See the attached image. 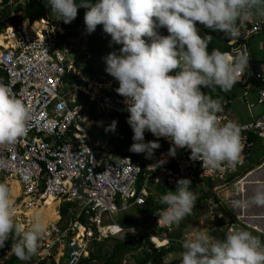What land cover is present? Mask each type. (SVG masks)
I'll return each instance as SVG.
<instances>
[{"label": "clouds", "instance_id": "9594fccd", "mask_svg": "<svg viewBox=\"0 0 264 264\" xmlns=\"http://www.w3.org/2000/svg\"><path fill=\"white\" fill-rule=\"evenodd\" d=\"M58 21L70 24L80 8L86 9L84 23L91 34L98 25L110 35L119 52L104 57L105 71L119 82L116 92L125 98L127 123L134 135L129 151L152 158L160 147L145 142V131L166 138L176 149H190V158L204 169H235L242 163L243 127L235 121H222V99L210 94L215 89L228 92L248 69L246 47L233 52L212 48L211 36L199 34L197 24L210 32L222 33L228 40L239 39L242 27L264 19V0H44ZM166 28L168 35L159 33ZM202 89L209 91L205 92ZM29 109L0 83V145L13 144L28 131ZM117 121L108 129L115 131ZM153 170L155 165L150 166ZM159 182V180H157ZM191 181H176V190L160 197L165 205L158 223L178 224L192 214L196 194ZM264 206V188L250 200H236L234 207ZM10 188L0 182V249L11 240L10 251L28 261L37 254L39 241L47 229L39 213L28 227L16 222ZM180 264H264V242L252 232L229 226L223 239L194 228L182 241ZM73 257V261H75Z\"/></svg>", "mask_w": 264, "mask_h": 264}, {"label": "built area", "instance_id": "2783aa9c", "mask_svg": "<svg viewBox=\"0 0 264 264\" xmlns=\"http://www.w3.org/2000/svg\"><path fill=\"white\" fill-rule=\"evenodd\" d=\"M3 5L0 0V15ZM19 16L11 11L9 17ZM33 22L25 19L0 29V83L8 85L29 109L26 135L13 144L0 145V179L18 184L20 205L28 210L41 207L48 198L79 207L77 215L63 222L58 216L45 225L47 233L34 255L37 263L60 264L63 260V264H82L94 245L125 231L114 216L145 206L156 186L176 188V181L186 178L194 189L213 184L217 190L240 181L252 148L257 141L264 142V111L258 115L251 112L256 107L264 108V56L255 63L249 44L251 37L264 32V19L248 22L242 27L239 39L227 42V52L234 53L244 46L250 60L237 83L241 87L240 95L224 101L223 111L218 114L222 121L232 120L243 127L242 163L234 170L222 171L204 169L201 161L190 158L187 148H178L174 156L169 155L171 142L147 130L144 135L163 147L149 162L137 153L116 155L105 140L95 141L87 117L79 106H72L76 99H71L68 91L88 95L92 87H98L101 92H109L119 82L112 76L103 83L90 81L75 68V58L82 51L76 39L86 37L82 28H75L77 35L65 41L63 28L54 27L46 20L42 28L32 29ZM69 72L82 84L66 88L63 78ZM236 100L245 105L248 120H240L231 107ZM122 106L127 112L123 101ZM153 165L154 170L150 168ZM231 225L252 232L264 242L263 231L237 216L226 222L224 236ZM169 240L172 241L165 242ZM11 255L10 249L4 250L0 264Z\"/></svg>", "mask_w": 264, "mask_h": 264}, {"label": "rangeland", "instance_id": "374dc122", "mask_svg": "<svg viewBox=\"0 0 264 264\" xmlns=\"http://www.w3.org/2000/svg\"><path fill=\"white\" fill-rule=\"evenodd\" d=\"M24 0H8L6 5H3V11L11 12L15 11L21 15L19 7L22 5ZM44 21L48 18L43 19ZM40 21V19H39ZM16 20L11 23L16 24ZM51 23V22H50ZM45 25L44 22L40 21L39 28ZM203 25L197 24L198 30H201ZM74 27L69 30V32H64L63 40H72L77 35L74 32ZM162 34V30L159 32ZM203 35V34H201ZM77 46L83 47L85 43V38L80 37L76 39ZM117 87H111L109 92L122 98L124 102L125 98L120 96L116 92ZM85 94V92H82ZM71 99H76L77 92L69 89L68 91ZM101 90L98 87H92L89 90L88 96L89 101H96L97 107L93 113V119H91L87 112L85 116L87 117L89 126H99L108 119V114L112 111L115 106L108 107L101 100ZM251 99L254 97L251 95ZM231 107L238 114V118L241 120H248V111L241 100H236L233 102ZM81 109V106H79ZM264 111L263 107H256L251 112L258 115ZM260 147V148H259ZM163 148L161 145L158 149L154 150V155L152 158H146V154L139 153L143 157L144 161L149 162L153 160L156 156V152ZM264 151V142H257L252 148L249 156L246 160V166L259 159ZM263 164V163H262ZM260 164L255 166L250 171L244 173V175L239 178L240 180L237 184L228 185L222 188L213 189V184H209L203 188L194 189L196 198L201 194H206L200 200H196L195 207L193 208L192 214L187 216L178 224H164L158 223V216L161 214V210H154L152 213L145 211H140V209L149 208L152 209L156 204L160 203V197L164 195L167 190L175 191L174 187H168L165 185H159L163 188L157 189V186L153 188L151 193V200L148 199L145 206L132 209L127 214L129 215L134 226L125 228V231L116 235L103 239L99 244L94 245L90 250V253L96 257L89 264H104L112 254V251L118 241H137L140 237V232L148 233L149 241L154 245L155 248L175 246L176 250L167 253L160 261L148 264H180V253L183 251L182 243L186 237L193 235L194 228H199L206 232L208 236L220 239L224 233V228L226 222L232 217L240 219L242 222L248 224L258 231L264 232V206H257L255 204L249 203L247 207H234L233 202L236 200H250L255 191L259 188H264V165ZM0 182L5 183L10 188V196L15 204V220L28 227L31 223L32 217L39 213L43 219L44 224L54 221L60 217L61 221H65L69 216L77 215L79 212V207L74 204V206L69 207L67 210V215L61 217L59 215V208L65 203L63 201L59 202L55 200L54 202H48L42 204L41 207L33 210H28L24 205H20L22 198L17 197L19 195V186L13 185L14 181H9L8 179L1 178ZM11 184V186H10ZM163 189L164 192H162ZM164 193V194H163ZM17 197V198H15ZM119 216V215H118ZM115 215V219L121 221L122 216L118 217ZM158 238V239H157ZM167 239L168 242H165ZM177 241V242H176ZM143 245L135 249H121L117 250L114 254V262L117 264H135L136 259L140 257L143 253ZM1 255V254H0ZM12 264H40L37 263L34 256L28 261L16 260ZM42 264H52L50 262H42ZM60 264H63V260Z\"/></svg>", "mask_w": 264, "mask_h": 264}, {"label": "trees", "instance_id": "16d2710c", "mask_svg": "<svg viewBox=\"0 0 264 264\" xmlns=\"http://www.w3.org/2000/svg\"><path fill=\"white\" fill-rule=\"evenodd\" d=\"M78 2V0H77ZM93 3L96 0H92ZM8 0H3V4L6 5ZM19 11L21 15L17 18H10V13L7 11L1 12L0 15V29L6 26L12 25V21L16 20L15 23H20L21 21L28 19L29 21H34L35 25L40 24L39 19H47L51 22L54 27H61L64 29L65 32H69L71 28H82L86 32L85 43L82 47L81 53L75 58L74 65L77 70H79L82 77L87 80L95 81L98 83H103L109 77H111L106 71V64L104 62V57H106L111 52H119V49L122 47L121 45H117L112 43L110 35L106 34L103 31V26L98 25L96 30L91 34H88L86 31V25L84 23V14L86 9L80 8L78 10L77 18L72 21L70 24H64L63 21H58L56 16L50 13L49 8L45 6L44 0H24L22 5L19 7ZM162 35H168L166 28H161ZM75 32V30H74ZM199 34L210 35L211 36V43L209 44V51L212 48H219L221 51H228L229 46L227 42L229 41L226 39L222 33L210 32L204 26L199 30ZM64 86H71L72 84L81 85L82 82L80 79L72 74L71 72L66 73L63 78ZM241 91L240 85L236 84L231 91L224 92L220 89H215L211 91L210 94L213 98L220 97L222 99V103L228 99L234 98L238 95V91ZM202 91H209L207 89H202ZM100 100L108 107H114L112 111L109 112L108 119L103 122L99 126H90L89 131L93 135L95 141L97 140H105L106 143L112 146V152L116 155H124L130 154L134 155L133 152L129 151L131 144L133 143L132 137L134 135L130 125L127 123V118L129 114L123 110L122 106V98L115 95L114 93L105 92L103 91L100 97ZM72 106H81L80 112L85 113L87 112L89 117L93 119V113L95 108L97 107L96 101H89V96L83 94L82 92H78L76 96V100L72 103ZM117 121V125L115 131L106 130L111 125L112 121ZM145 142L151 141L150 138L144 135ZM260 148V147H259ZM264 161V151L262 156L259 159H256L254 162L250 163L244 171V173L250 171L255 166H259ZM242 175V176H243ZM163 188L162 186H157V189ZM191 190L194 191V188L191 187ZM176 189V188H175ZM162 192H164L163 189ZM164 194V193H163ZM206 195L201 194L196 200H200L203 196ZM151 200V196L148 198ZM74 206L73 203L65 202L59 208V215L64 217L67 215V210L69 207ZM166 207L161 203L154 205L152 209L145 208L140 209V211H145L148 213H152L154 210L163 209ZM82 219V218H81ZM121 225L125 228L134 226V223L131 221L129 215L126 213L122 215V220L119 221ZM140 237L137 241H118L116 246L114 247L112 254L104 264H117L114 262V254L117 250L121 249H135L141 245H143L144 250L140 257L136 259L135 264H148V263H155L160 261L167 253L176 250L175 246L169 247H160L155 248L154 245L149 241V235L144 232H140ZM224 238V233L220 239ZM11 247V240H9L6 246L0 249V254L3 253L4 250L10 249ZM96 259L92 253L89 254L87 258L82 259V264H89L92 260ZM18 260L17 257L12 254L10 257L5 259L1 264H12L14 261ZM42 264V263H40Z\"/></svg>", "mask_w": 264, "mask_h": 264}, {"label": "crops", "instance_id": "0c3cea01", "mask_svg": "<svg viewBox=\"0 0 264 264\" xmlns=\"http://www.w3.org/2000/svg\"><path fill=\"white\" fill-rule=\"evenodd\" d=\"M249 44H250L251 55H252L253 61L255 63H259L260 61H262V57L264 56V32L251 37ZM239 95H240V90L238 91L237 96ZM262 163H263L262 165H264V161Z\"/></svg>", "mask_w": 264, "mask_h": 264}, {"label": "bare ground", "instance_id": "6f19581e", "mask_svg": "<svg viewBox=\"0 0 264 264\" xmlns=\"http://www.w3.org/2000/svg\"><path fill=\"white\" fill-rule=\"evenodd\" d=\"M41 22H44V23H45L44 20L41 21ZM32 29H39V27H38V25H35L34 23H32ZM0 40H1V39H0ZM13 185H17V187H18V184H17L16 182H14ZM10 186H11V184H10ZM48 202H54V200H53L52 198H48V199L45 201L44 204H46V203H48ZM54 203H55V202H54Z\"/></svg>", "mask_w": 264, "mask_h": 264}]
</instances>
